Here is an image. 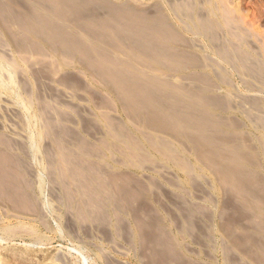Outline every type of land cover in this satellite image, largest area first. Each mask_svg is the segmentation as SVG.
Returning <instances> with one entry per match:
<instances>
[{
    "label": "rangeland",
    "instance_id": "1",
    "mask_svg": "<svg viewBox=\"0 0 264 264\" xmlns=\"http://www.w3.org/2000/svg\"><path fill=\"white\" fill-rule=\"evenodd\" d=\"M0 264H264V0H0Z\"/></svg>",
    "mask_w": 264,
    "mask_h": 264
},
{
    "label": "bare ground",
    "instance_id": "2",
    "mask_svg": "<svg viewBox=\"0 0 264 264\" xmlns=\"http://www.w3.org/2000/svg\"><path fill=\"white\" fill-rule=\"evenodd\" d=\"M105 1H106V0H105ZM73 8H74V7H73ZM127 13H128V12H127ZM116 14H117V13H116ZM79 15H80V14H79ZM116 16H117V15H115V13H114V15H112L113 18H117ZM32 17L34 18L35 16L33 15ZM32 17H31V15H30L29 18L33 19ZM18 18H21V17H18ZM23 19H24V21H25V19H27V18H23ZM34 19H36V18H34ZM37 19H38V18H37ZM27 20H29V19H27ZM27 20H26V21H27ZM26 21H25V22H26ZM29 21H30V20H29ZM37 21H38V20H37ZM43 21H44V20L41 19V20H40V23L43 22ZM22 22H23V21H22ZM32 22H35V21H32ZM26 24H29V22L26 23ZM151 25H152V24H151ZM142 26H143V25H142ZM152 26L154 27V24H153ZM153 27H152V28H153ZM129 28H130V27H129ZM149 29H151V28L149 27ZM149 29H147V27H146V28L142 27V28L140 29V28L137 26V28L126 29V30L128 31V33H131L132 36H135L136 39H138V37H139V38H142L143 40H149V39H150V35H149V32H148ZM55 31H56V32H55ZM55 31H54V33H55V36H56V37H54V38H57V37H59V35H57V34H59V32L61 33V31H59V30H55ZM64 34H65V33H64ZM60 37H61V36H60ZM60 37H59V38H60ZM64 37H66V35H65ZM64 37H63V38H64ZM135 37H134V38H135ZM162 37H163V36H162ZM63 38H60V39H63ZM67 38H68V37H67ZM70 38H71V37H70ZM158 39H159V38H158ZM160 39H161V38H160ZM53 40H54V39H53ZM55 40H56V39H55ZM61 41H62V40H61ZM59 42H60V41H59ZM66 43H68V42H66ZM74 43H75V42H74ZM67 46H68V45H67ZM78 46H79V47H82L81 45H78ZM69 48H70V47H69ZM124 77H125V76H124ZM138 84H139V83H138ZM139 86H141V85H139ZM143 86H144V85H143ZM144 90H145V89H143V92H144ZM151 94H152V93H151ZM172 94H173V93H172ZM151 96H152V95H151ZM159 105H160V104H159ZM163 105H164V104H163ZM169 110H170V111H173V110H171V109H169ZM175 112H176V111H175ZM177 112H178V111H177ZM177 114H178V113H177ZM153 115H154V114H153ZM163 116H165V115H163ZM197 117H198V118H197ZM159 118H160V117H159ZM156 119H157V118H156ZM196 119H197V120H196ZM205 119L207 120V118H206L205 116H203V118H202L201 115H200V116L197 115L196 118H195V120H193V118H188V117L185 118V117H184L183 122H184L185 124H188V123L190 124V123L193 122V121H194V123H197V121H199V120H205ZM209 119H210V118H209ZM206 122H207V121H206ZM191 125H192V124H191ZM185 126H186V125H185ZM185 126H184V127H185ZM186 127H188V126H186ZM191 127H192V126H191ZM189 128H190V127H189ZM206 134H207V133H206ZM209 138L211 139L212 137H209ZM202 139H203V137H202ZM204 139H205V138H204ZM206 139H208V138H206ZM207 141H208V140H207ZM216 163H217V162H216ZM219 164L221 165V163H218V165H219ZM4 166H5V165H4ZM221 166H222V165H221ZM2 168H3V166H2ZM2 168H1V169H2ZM3 169H4V168H3ZM5 170H6V169H5ZM5 170H4V171H5ZM6 172H7V171H6ZM6 172H5V173H6ZM232 174L235 175V176L233 175V178H234V179L240 181V183H244L245 176H244L243 174H236V173H232ZM3 176H4V175H3ZM3 176H2V177H3ZM245 182H246V181H245ZM94 201H95V200H94Z\"/></svg>",
    "mask_w": 264,
    "mask_h": 264
},
{
    "label": "crops",
    "instance_id": "3",
    "mask_svg": "<svg viewBox=\"0 0 264 264\" xmlns=\"http://www.w3.org/2000/svg\"><path fill=\"white\" fill-rule=\"evenodd\" d=\"M166 94V93H165ZM165 97H166V95H165ZM173 113V112H172ZM170 115V114H169ZM171 116V115H170ZM173 117V119L175 118L174 116H172ZM177 119V118H176ZM194 123V121L193 122H191L190 124L188 123V125H191V124H193Z\"/></svg>",
    "mask_w": 264,
    "mask_h": 264
}]
</instances>
